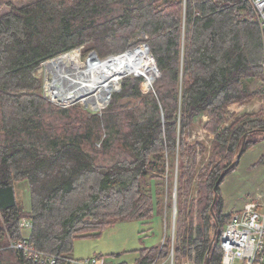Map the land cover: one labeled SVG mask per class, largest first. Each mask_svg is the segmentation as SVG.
Listing matches in <instances>:
<instances>
[{
    "label": "trees",
    "instance_id": "16d2710c",
    "mask_svg": "<svg viewBox=\"0 0 264 264\" xmlns=\"http://www.w3.org/2000/svg\"><path fill=\"white\" fill-rule=\"evenodd\" d=\"M7 4L0 12V264H64L76 238L99 236L118 220L149 223L173 207L176 174L175 264H206L217 221L223 229L233 214L223 210L221 185L212 213L216 182L246 133L253 131L245 150L255 133L264 137V36L251 1ZM145 43L160 75L148 91L145 78L125 79L100 112L52 101L36 74L65 53L83 60L78 48L105 58ZM254 99L263 100L258 110L231 112ZM204 115L206 137L193 139ZM25 180L29 209L15 185ZM24 217L32 221L29 243L57 256L54 263L8 246L24 238ZM172 243L168 235L139 249L133 263L114 264H152ZM222 254L217 237L210 264Z\"/></svg>",
    "mask_w": 264,
    "mask_h": 264
},
{
    "label": "rangeland",
    "instance_id": "374dc122",
    "mask_svg": "<svg viewBox=\"0 0 264 264\" xmlns=\"http://www.w3.org/2000/svg\"><path fill=\"white\" fill-rule=\"evenodd\" d=\"M9 1L13 2L16 5H22V3L24 4L29 0H0V12L9 8L7 4V2ZM76 50L80 51L83 60H78L80 58L77 57L78 55L76 53H67L58 57H62L68 62L80 65V63L86 62L89 59L90 55H92V51L89 53H85L84 51H82L81 48L75 49L74 51ZM149 56L154 61V57L151 53L149 54ZM51 60L43 62L36 70V74L44 78L45 92L48 87V70L46 67V63ZM133 77L143 76L135 74H129L124 76L121 79L120 85L114 86L112 88V91L109 93L108 97L106 96L107 99L101 104H97L89 100V98L93 96L95 92L88 93L87 95H82L81 97L75 100H65L63 99L61 93L50 92L49 99L56 103H66L67 106L79 102L94 112H100L102 109H97L104 106L111 99L110 96L112 95V93L120 91L123 85V81L127 78ZM157 77L158 76L156 75L153 80L154 82ZM154 82L147 85L146 80H144L141 84V88L143 89V91H148L151 88L150 86H152ZM257 104V100L254 99L248 103V107L250 108L249 110L236 109L231 110V112L234 114H238L244 111H254V108L258 107ZM251 105L253 106L251 107ZM207 119L208 117L206 115L202 116L201 119H196L195 124L197 125L195 126L194 135L192 137L193 139H203L206 137V132L202 127V123ZM262 135V132L255 133V136L259 138L258 141L244 151L241 156V159L239 160L238 165L234 169H232L222 181L221 195L223 197L224 202L223 210L227 214H232L236 211L238 212L244 207V204L248 200L255 197L257 191L264 190V163L260 162V159L264 154V137H261ZM15 185L17 196L23 202L24 207H26L27 209L31 208V195L28 186V181H18ZM167 211L168 216L164 218V213L163 215L156 213L155 215H153L154 217L149 223H144L139 220H118L114 223V225L104 229V231H102L99 236L76 238L73 244V256L74 258H86L92 256H97L99 258L103 257L105 258L106 263L120 261L133 262L136 256H139V249L160 245L165 241L168 235L171 236L173 234V229H176V221L174 224L173 215L174 209L173 207H168ZM221 229V227L218 229V239ZM116 253H120V256L114 255ZM164 261L165 259H161L158 264H163ZM185 261L186 258H183L180 264H183Z\"/></svg>",
    "mask_w": 264,
    "mask_h": 264
},
{
    "label": "built area",
    "instance_id": "2783aa9c",
    "mask_svg": "<svg viewBox=\"0 0 264 264\" xmlns=\"http://www.w3.org/2000/svg\"><path fill=\"white\" fill-rule=\"evenodd\" d=\"M260 16L264 36V0H250ZM21 226L25 231L22 240L12 241L8 246L21 249L29 258L36 261L54 263L57 256L37 250L29 243L28 235L32 221L24 217ZM171 250L163 264H175V229H173ZM219 245L223 254L219 264H264V194L247 202L244 207L232 214L219 235ZM64 264H105L104 258L63 257ZM159 256L152 264H158ZM183 264H193L188 259Z\"/></svg>",
    "mask_w": 264,
    "mask_h": 264
},
{
    "label": "bare ground",
    "instance_id": "6f19581e",
    "mask_svg": "<svg viewBox=\"0 0 264 264\" xmlns=\"http://www.w3.org/2000/svg\"><path fill=\"white\" fill-rule=\"evenodd\" d=\"M149 54L145 46H139L105 59H98L92 54L80 65L68 62L62 57L52 59L46 63L50 73L47 82L48 94L59 92L63 99L75 100L95 92L89 100L101 104L107 99L112 88L119 86L121 79L126 75H141L147 85L152 83L158 72L155 61Z\"/></svg>",
    "mask_w": 264,
    "mask_h": 264
},
{
    "label": "water",
    "instance_id": "95a60500",
    "mask_svg": "<svg viewBox=\"0 0 264 264\" xmlns=\"http://www.w3.org/2000/svg\"><path fill=\"white\" fill-rule=\"evenodd\" d=\"M144 46L147 48V50L150 52V47L147 43L144 44ZM66 54V53H65ZM92 54H94L98 59H101L99 58V56L97 55L96 51H92ZM64 55V54H63ZM61 56V55H60ZM110 57V56H109ZM56 58V57H55ZM108 58V57H107ZM155 60V59H154ZM155 65H156V68H157V72H158V75H160V71L158 69V66L156 64V61H155ZM48 79H50V73L48 72ZM45 96L49 98V94L46 90L45 92ZM59 104L61 105H66L67 104H63V103H60L58 102ZM263 132H264V129H261ZM253 132V131H249L248 133H246L245 137H244V140H243V143H242V146L240 147V151L239 153L237 154L236 156V159L226 168L224 169V171L220 174L217 182H216V185H215V196H214V200H213V203H212V206H211V210H212V213L215 214V211H214V207H215V204L217 203V200L219 198V187L222 183V181L224 180L225 176L232 170L234 169L238 163H239V160L241 159V156L242 154L244 153L245 151V147H246V141H247V138L249 136V134ZM173 215H174V224H175V221H176V214H177V174H176V177H175V184H174V188H173ZM220 227V223L217 221V226H216V229L214 231V237H213V241L211 242L210 244V247H209V250H208V255H207V261H206V264H210V254H211V251L212 249H214L215 245H216V239L218 237V229Z\"/></svg>",
    "mask_w": 264,
    "mask_h": 264
},
{
    "label": "crops",
    "instance_id": "0c3cea01",
    "mask_svg": "<svg viewBox=\"0 0 264 264\" xmlns=\"http://www.w3.org/2000/svg\"><path fill=\"white\" fill-rule=\"evenodd\" d=\"M255 100H257V102H258V107L257 108H254V110H256V109H258L259 107H260V105L263 103L262 102V100L261 99H255ZM253 105H251V107H252ZM236 109H243V110H249L250 108L248 107V103H246V104H233L232 106H231V110H236ZM260 194H264V190H260V191H257L256 192V194H255V197L254 198H256L258 195H260ZM254 198H252V199H250V200H254ZM250 200H248L247 202H249ZM246 202V203H247ZM245 203V204H246ZM244 204V205H245ZM164 218L166 217V216H168V211H167V208H165V210H164ZM171 215V214H170ZM92 257H96V256H92ZM92 257H86V258H92ZM137 257V256H136ZM136 259V258H135ZM104 261H105V264H114V263H118V262H110V263H106V260H105V258H104ZM135 261V260H134ZM133 261V262H134ZM133 262H130V263H133Z\"/></svg>",
    "mask_w": 264,
    "mask_h": 264
}]
</instances>
